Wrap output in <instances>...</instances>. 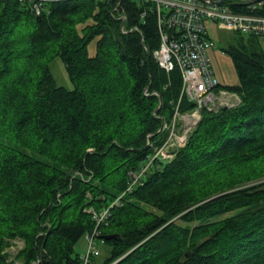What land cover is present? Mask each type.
Wrapping results in <instances>:
<instances>
[{
    "label": "trees",
    "instance_id": "trees-1",
    "mask_svg": "<svg viewBox=\"0 0 264 264\" xmlns=\"http://www.w3.org/2000/svg\"><path fill=\"white\" fill-rule=\"evenodd\" d=\"M113 6L46 0L36 15L30 0H0V264L16 238L21 264H83L74 245L102 209L98 235L118 238H98L108 254L90 264H264L258 36L225 49L238 83L220 86L239 104L203 107L185 143L130 187L131 172L167 138L176 105L183 113L194 103L180 97L179 69L166 72L153 56L154 12L121 0L123 22ZM57 57L71 89L50 70Z\"/></svg>",
    "mask_w": 264,
    "mask_h": 264
},
{
    "label": "built area",
    "instance_id": "built-area-1",
    "mask_svg": "<svg viewBox=\"0 0 264 264\" xmlns=\"http://www.w3.org/2000/svg\"><path fill=\"white\" fill-rule=\"evenodd\" d=\"M30 1L35 14L39 15L42 4L46 0ZM110 1L114 2L112 12L124 22L126 15L123 12L121 0ZM135 1L148 5L150 11L155 14L160 38L159 46L153 51L156 62L166 72L175 67L179 69L182 79L180 97L185 95L189 101L194 103V107L182 113L178 111V105H176L171 124L163 125L169 129L167 138L159 147L154 148L147 158L146 165L131 172L130 187L152 167L154 161L170 159L173 151L185 143L188 131H191V128L201 118L203 107L216 111L221 107H234L240 102L235 92L220 86L214 74L208 52L213 43L207 33L205 21H215L241 34L264 36V0L242 3L238 10L231 9L224 2L214 4L203 0ZM242 1L238 0V2ZM144 14L145 11L141 16L143 17ZM121 29L123 30L122 27ZM179 120L183 122L184 134L180 140H177V143H174L172 136L176 137L174 130ZM173 144L175 146H172ZM92 213L96 226L106 220L109 215L108 209H102L99 212L92 211ZM96 226L84 235L87 250L81 254L83 264H90L91 256L100 253L95 243L99 236Z\"/></svg>",
    "mask_w": 264,
    "mask_h": 264
},
{
    "label": "rangeland",
    "instance_id": "rangeland-1",
    "mask_svg": "<svg viewBox=\"0 0 264 264\" xmlns=\"http://www.w3.org/2000/svg\"><path fill=\"white\" fill-rule=\"evenodd\" d=\"M234 1H238V0H234ZM226 2L224 1V3ZM205 25L207 28V33L213 43L212 46L209 48L208 52L215 76L222 84L225 85L237 84L238 77L236 74V70L234 68L231 57L225 51V49L230 45H238V42L240 40L245 41L248 38V35L241 34L237 30L227 28L221 24H217L215 21L212 20H206ZM96 40L97 38L95 37L88 44V52L90 55H93L95 52ZM258 42L262 49V52L264 53V36H259ZM49 66L58 85L65 86L66 88L69 89L73 88V83L69 79L67 72L65 70V66L60 58L57 57L53 59L51 62H49ZM178 124H176L174 130V132L176 133V137L172 136V141L174 143H177V140H180V138L184 134L183 122L179 120ZM172 146H175V144H173ZM262 180L263 179L256 181L250 180L247 184L257 183ZM95 243L98 250L100 251L99 256L97 257V261H100L108 254L109 247L106 243H102L100 239H96ZM21 246H22V241L18 238L13 239L9 242V245L6 247V254H8L7 263L21 264L20 261L16 260V253L21 248ZM86 250H87V241L85 239V236H82L75 243L74 251L76 253L83 254L86 252Z\"/></svg>",
    "mask_w": 264,
    "mask_h": 264
},
{
    "label": "water",
    "instance_id": "water-1",
    "mask_svg": "<svg viewBox=\"0 0 264 264\" xmlns=\"http://www.w3.org/2000/svg\"><path fill=\"white\" fill-rule=\"evenodd\" d=\"M203 1H206L208 3L221 4L224 0H203ZM255 1H259V0H243L240 3H245V2L251 3ZM98 238L103 239V240L114 239V238H118V234L116 233L102 234V235H99Z\"/></svg>",
    "mask_w": 264,
    "mask_h": 264
}]
</instances>
